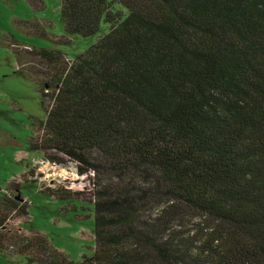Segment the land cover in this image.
Here are the masks:
<instances>
[{
	"label": "trees",
	"instance_id": "16d2710c",
	"mask_svg": "<svg viewBox=\"0 0 264 264\" xmlns=\"http://www.w3.org/2000/svg\"><path fill=\"white\" fill-rule=\"evenodd\" d=\"M60 17L68 37L108 31L73 60L12 48L45 112L30 149L74 163L91 196L40 189L93 203V252L74 263L7 229L28 214L15 180L0 249L33 264H264V0H61Z\"/></svg>",
	"mask_w": 264,
	"mask_h": 264
},
{
	"label": "rangeland",
	"instance_id": "374dc122",
	"mask_svg": "<svg viewBox=\"0 0 264 264\" xmlns=\"http://www.w3.org/2000/svg\"><path fill=\"white\" fill-rule=\"evenodd\" d=\"M60 5L61 0H41L36 4L28 0H0V191L15 180L19 183V195L27 204V216L8 219L7 229L24 235L40 234L77 263L83 255L93 252V203L60 199L40 188L63 186L89 198L90 184L85 175L76 173L74 163L52 164L44 159L42 151L30 149L33 125L44 118L45 112L39 85L17 71L12 48L15 44L19 49L25 44L56 48L73 60L107 33L108 25L102 19L98 31L91 35L65 36ZM114 6L126 15L123 7L117 3ZM36 23L42 33L34 28ZM57 38L62 41H56ZM34 69H38L37 64ZM30 169L29 176L26 173ZM0 264L33 263L22 255L0 249Z\"/></svg>",
	"mask_w": 264,
	"mask_h": 264
},
{
	"label": "water",
	"instance_id": "95a60500",
	"mask_svg": "<svg viewBox=\"0 0 264 264\" xmlns=\"http://www.w3.org/2000/svg\"><path fill=\"white\" fill-rule=\"evenodd\" d=\"M16 199L22 200L23 198L19 196V193L16 194Z\"/></svg>",
	"mask_w": 264,
	"mask_h": 264
},
{
	"label": "built area",
	"instance_id": "2783aa9c",
	"mask_svg": "<svg viewBox=\"0 0 264 264\" xmlns=\"http://www.w3.org/2000/svg\"><path fill=\"white\" fill-rule=\"evenodd\" d=\"M22 48H24V49H27V50H29V49H30V47H29V46H27V45H23V46H22Z\"/></svg>",
	"mask_w": 264,
	"mask_h": 264
},
{
	"label": "crops",
	"instance_id": "0c3cea01",
	"mask_svg": "<svg viewBox=\"0 0 264 264\" xmlns=\"http://www.w3.org/2000/svg\"><path fill=\"white\" fill-rule=\"evenodd\" d=\"M25 45H27V46H31V45H29V44H25ZM23 201H25L24 197H23ZM25 202H26V201H25Z\"/></svg>",
	"mask_w": 264,
	"mask_h": 264
}]
</instances>
